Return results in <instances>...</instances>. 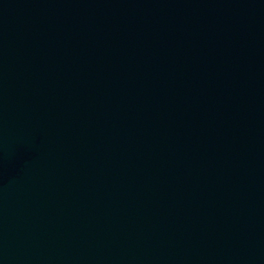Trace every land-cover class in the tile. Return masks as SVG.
Listing matches in <instances>:
<instances>
[{"label": "water", "instance_id": "1", "mask_svg": "<svg viewBox=\"0 0 264 264\" xmlns=\"http://www.w3.org/2000/svg\"><path fill=\"white\" fill-rule=\"evenodd\" d=\"M0 264H264V0H0Z\"/></svg>", "mask_w": 264, "mask_h": 264}]
</instances>
